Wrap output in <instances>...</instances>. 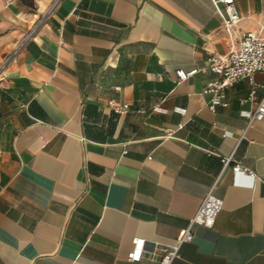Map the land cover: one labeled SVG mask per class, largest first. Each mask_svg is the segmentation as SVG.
I'll return each instance as SVG.
<instances>
[{
    "label": "crops",
    "instance_id": "obj_1",
    "mask_svg": "<svg viewBox=\"0 0 264 264\" xmlns=\"http://www.w3.org/2000/svg\"><path fill=\"white\" fill-rule=\"evenodd\" d=\"M52 1L0 0V264H155L209 191L222 209L172 264H264V119L238 140L246 79L209 109L208 59L238 43L213 1L61 0L42 20ZM235 2L236 34L264 28V0Z\"/></svg>",
    "mask_w": 264,
    "mask_h": 264
},
{
    "label": "built area",
    "instance_id": "obj_2",
    "mask_svg": "<svg viewBox=\"0 0 264 264\" xmlns=\"http://www.w3.org/2000/svg\"><path fill=\"white\" fill-rule=\"evenodd\" d=\"M61 0H53L47 8L42 20L48 18ZM218 15L222 20V28L230 35L237 38V47L224 55L212 54L208 59V69L212 71L216 78L208 81L203 89V93L208 97V106L211 111H215L218 106L226 107L228 105L224 98V91L234 83L246 79L250 85V90L242 102H255V108L252 111L244 112L247 118V125L238 140L241 141L246 137L248 129L255 121L264 119V93L261 97H257V90L264 86L255 80L257 73H264V28L259 30H249L244 33L236 34V26L241 20L236 7L235 0H212ZM6 60L1 66L2 70L7 63ZM198 72L197 68L185 70L179 68L175 71L178 82L184 81ZM110 105L116 107L114 101H110ZM122 108H127L123 105ZM119 110V107H116ZM153 110L159 113H165L166 110L160 105L154 106ZM173 111L180 115L186 114L183 107H174ZM167 137L173 136V131H168ZM226 136V134H224ZM231 157L223 159L224 167H227L231 161ZM234 173H244L253 181L256 175L252 171L243 169L240 165L232 167ZM222 199L215 196L209 191L204 197L197 213L190 220L189 225L180 231L175 243L170 246L159 247V259L155 264H172L179 257L180 248L185 242L192 240V227L194 225H202L211 227L214 223L216 215L222 209ZM133 248L128 253V259L131 261H140L142 259L144 240L135 237L132 240ZM148 264V263H145Z\"/></svg>",
    "mask_w": 264,
    "mask_h": 264
}]
</instances>
